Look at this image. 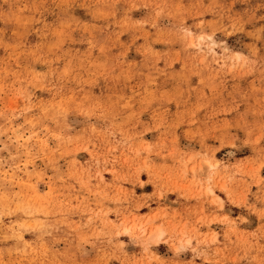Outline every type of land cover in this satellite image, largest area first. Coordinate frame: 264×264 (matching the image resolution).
<instances>
[{
  "label": "rangeland",
  "instance_id": "rangeland-1",
  "mask_svg": "<svg viewBox=\"0 0 264 264\" xmlns=\"http://www.w3.org/2000/svg\"><path fill=\"white\" fill-rule=\"evenodd\" d=\"M0 264H264V0H0Z\"/></svg>",
  "mask_w": 264,
  "mask_h": 264
}]
</instances>
